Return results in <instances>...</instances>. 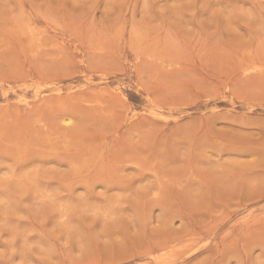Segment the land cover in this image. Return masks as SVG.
Masks as SVG:
<instances>
[{"label":"rangeland","instance_id":"rangeland-1","mask_svg":"<svg viewBox=\"0 0 264 264\" xmlns=\"http://www.w3.org/2000/svg\"><path fill=\"white\" fill-rule=\"evenodd\" d=\"M0 264H264V0H0Z\"/></svg>","mask_w":264,"mask_h":264}]
</instances>
